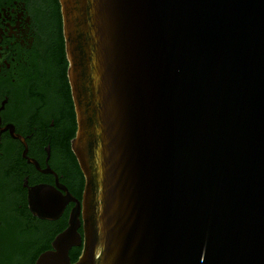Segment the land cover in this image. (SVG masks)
<instances>
[{"label": "water", "instance_id": "1", "mask_svg": "<svg viewBox=\"0 0 264 264\" xmlns=\"http://www.w3.org/2000/svg\"><path fill=\"white\" fill-rule=\"evenodd\" d=\"M58 3L83 189L35 264H264V0Z\"/></svg>", "mask_w": 264, "mask_h": 264}, {"label": "flooded vegetation", "instance_id": "2", "mask_svg": "<svg viewBox=\"0 0 264 264\" xmlns=\"http://www.w3.org/2000/svg\"><path fill=\"white\" fill-rule=\"evenodd\" d=\"M66 68L58 0H0V264H35L81 201Z\"/></svg>", "mask_w": 264, "mask_h": 264}, {"label": "trees", "instance_id": "3", "mask_svg": "<svg viewBox=\"0 0 264 264\" xmlns=\"http://www.w3.org/2000/svg\"><path fill=\"white\" fill-rule=\"evenodd\" d=\"M79 253H80L79 249L74 250V252L71 255V260L73 259L72 261H74L76 259V257H78Z\"/></svg>", "mask_w": 264, "mask_h": 264}]
</instances>
